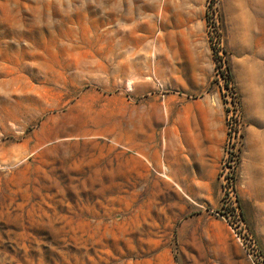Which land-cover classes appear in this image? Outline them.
Masks as SVG:
<instances>
[{
    "label": "rangeland",
    "instance_id": "1",
    "mask_svg": "<svg viewBox=\"0 0 264 264\" xmlns=\"http://www.w3.org/2000/svg\"><path fill=\"white\" fill-rule=\"evenodd\" d=\"M211 104L197 194L159 139ZM0 264H264V0H0Z\"/></svg>",
    "mask_w": 264,
    "mask_h": 264
},
{
    "label": "crops",
    "instance_id": "2",
    "mask_svg": "<svg viewBox=\"0 0 264 264\" xmlns=\"http://www.w3.org/2000/svg\"><path fill=\"white\" fill-rule=\"evenodd\" d=\"M181 132L170 128L159 139L158 171L173 183L199 186L201 193L197 194L209 193L216 185L224 139L222 105L204 107L196 126Z\"/></svg>",
    "mask_w": 264,
    "mask_h": 264
},
{
    "label": "built area",
    "instance_id": "3",
    "mask_svg": "<svg viewBox=\"0 0 264 264\" xmlns=\"http://www.w3.org/2000/svg\"><path fill=\"white\" fill-rule=\"evenodd\" d=\"M230 116L227 117V124L229 127V130L231 127L235 126L234 123H232V121H230ZM234 124V125H233ZM236 131V129H235ZM230 134V132H229ZM230 139V137H229ZM228 139V140H229ZM225 157L222 161L221 164V172H223L221 174V176L223 177L225 183H224V188H229L232 190V186H233V182H234V172L236 169V166L238 165V154L236 153V151H233V147H232V142L231 141H227V147L225 150ZM228 216H230L229 214H227ZM231 220H228L232 225H237L240 223L239 219H234L230 216ZM249 238V239H248ZM248 243L251 244V246L253 247L254 241L253 239H251L250 237H248ZM254 248V247H253ZM254 253V252H252ZM257 255V254H255ZM261 262V260H259Z\"/></svg>",
    "mask_w": 264,
    "mask_h": 264
},
{
    "label": "trees",
    "instance_id": "4",
    "mask_svg": "<svg viewBox=\"0 0 264 264\" xmlns=\"http://www.w3.org/2000/svg\"><path fill=\"white\" fill-rule=\"evenodd\" d=\"M207 19H208V18H207ZM226 73H227V72H226ZM221 74H222L223 76H225V73H222V72H221ZM225 77H226V79H227V81H228V80H229V77H228V75H227V74H226V76H225ZM233 102H235V100H234Z\"/></svg>",
    "mask_w": 264,
    "mask_h": 264
}]
</instances>
